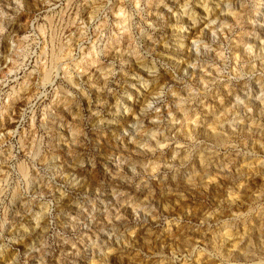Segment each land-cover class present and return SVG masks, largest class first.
Segmentation results:
<instances>
[{"label": "clouds", "instance_id": "clouds-1", "mask_svg": "<svg viewBox=\"0 0 264 264\" xmlns=\"http://www.w3.org/2000/svg\"><path fill=\"white\" fill-rule=\"evenodd\" d=\"M0 264H264V0H0Z\"/></svg>", "mask_w": 264, "mask_h": 264}, {"label": "rangeland", "instance_id": "rangeland-1", "mask_svg": "<svg viewBox=\"0 0 264 264\" xmlns=\"http://www.w3.org/2000/svg\"><path fill=\"white\" fill-rule=\"evenodd\" d=\"M66 35H70V33H65ZM48 47V39L45 38V41H44V45H43V48H47ZM198 239V237H197Z\"/></svg>", "mask_w": 264, "mask_h": 264}]
</instances>
